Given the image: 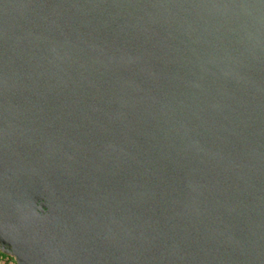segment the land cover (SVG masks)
Masks as SVG:
<instances>
[{"label": "water", "instance_id": "1", "mask_svg": "<svg viewBox=\"0 0 264 264\" xmlns=\"http://www.w3.org/2000/svg\"><path fill=\"white\" fill-rule=\"evenodd\" d=\"M0 252L264 264V0H0Z\"/></svg>", "mask_w": 264, "mask_h": 264}, {"label": "rangeland", "instance_id": "2", "mask_svg": "<svg viewBox=\"0 0 264 264\" xmlns=\"http://www.w3.org/2000/svg\"><path fill=\"white\" fill-rule=\"evenodd\" d=\"M0 264H16L13 257L0 252Z\"/></svg>", "mask_w": 264, "mask_h": 264}]
</instances>
